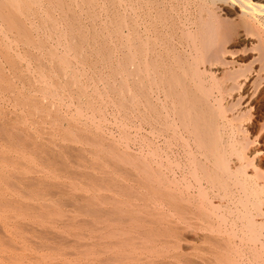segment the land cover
<instances>
[{
    "label": "bare ground",
    "instance_id": "obj_1",
    "mask_svg": "<svg viewBox=\"0 0 264 264\" xmlns=\"http://www.w3.org/2000/svg\"><path fill=\"white\" fill-rule=\"evenodd\" d=\"M123 31L163 215L207 223L214 264H264V0H0V106L23 90L34 111L37 79Z\"/></svg>",
    "mask_w": 264,
    "mask_h": 264
},
{
    "label": "rangeland",
    "instance_id": "obj_2",
    "mask_svg": "<svg viewBox=\"0 0 264 264\" xmlns=\"http://www.w3.org/2000/svg\"><path fill=\"white\" fill-rule=\"evenodd\" d=\"M123 32L110 54L87 47L78 63L37 79L34 111L25 91L4 95L0 264H214L209 225L167 219L148 180Z\"/></svg>",
    "mask_w": 264,
    "mask_h": 264
}]
</instances>
